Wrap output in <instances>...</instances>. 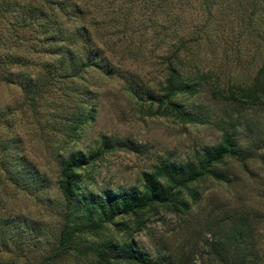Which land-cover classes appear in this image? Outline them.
I'll use <instances>...</instances> for the list:
<instances>
[{
	"label": "rangeland",
	"instance_id": "obj_1",
	"mask_svg": "<svg viewBox=\"0 0 264 264\" xmlns=\"http://www.w3.org/2000/svg\"><path fill=\"white\" fill-rule=\"evenodd\" d=\"M79 1L89 11L86 22L92 34L101 36L106 28L104 35L112 33L116 53L107 54L122 70V77L87 68L73 83H57L35 109L26 104L17 85L0 82V145L10 147L11 140L17 139L25 157L23 171L29 176L38 173V180L31 177L27 189L21 178L24 172L18 184L0 164V264H37L56 250L64 223L65 202L58 186L63 158L93 152L102 147L104 138L131 142L136 149L117 143L96 160L90 166L91 179H83L81 190L97 195L141 190L144 174L161 161L196 160L206 147L221 142L220 122L236 123L231 128L241 148L250 153L244 162L230 159L222 165L231 182L201 183L203 191L189 214L179 216L162 207L143 214L140 228L135 216H118L107 225L103 238L128 237L139 252L161 260L159 264H228L210 253L206 243L217 227L229 229L243 218L249 228V248L257 254L253 257L264 264V99L258 106L226 103L212 95L215 87L209 84L198 96L184 99L187 108L203 119L191 123L171 113L155 114L157 104L151 107L128 89L132 80L160 93L169 46L196 36L195 30L203 31V39L199 46L192 42L189 53L197 52V58L221 66L220 85L250 81L264 58V0H214L210 14L203 0ZM107 15L113 24L106 21L98 26L97 18ZM97 35H93L96 40ZM98 45L105 48L101 41ZM30 55L38 67L53 59ZM77 84L92 92L86 108L93 109V117L69 138L62 122L64 107L73 110L74 101L82 97L64 94ZM93 241L84 238L77 249L53 264H104L90 249Z\"/></svg>",
	"mask_w": 264,
	"mask_h": 264
},
{
	"label": "trees",
	"instance_id": "obj_2",
	"mask_svg": "<svg viewBox=\"0 0 264 264\" xmlns=\"http://www.w3.org/2000/svg\"><path fill=\"white\" fill-rule=\"evenodd\" d=\"M212 1L203 0V8L208 14L214 5ZM109 19L108 15L107 18H97L96 23L101 27L106 21L113 24L114 20ZM86 21H89V11L79 0H0V82L17 85L26 104L35 109L57 83L71 84L74 79L81 78L87 68L95 67L107 75L122 77V70L113 64L112 56L107 54L116 53L112 33L104 35L106 28L104 33L101 31V36L92 34ZM200 31L192 33L196 36L180 39V42L178 40L177 46V42L169 44L170 50L163 61L160 93L155 94L129 80L131 94L149 102L151 107L157 104L155 114L171 113L191 123L202 122L203 119L187 108L184 99L198 96L203 87L209 84L215 87L212 95L223 102L261 105L264 99V58L250 81L222 86L221 66L205 61L202 57L197 58V52H190V56L192 42H197L199 46L200 39H203ZM93 35L99 38L96 40ZM173 36H177L174 31ZM99 41L105 48L98 45ZM34 53L48 55L54 60H46L38 67L30 57ZM73 92L82 98L74 101L76 107L73 110L70 105L64 107L66 114L62 116V122L69 138L75 137L88 119L93 117V109L86 108L92 98L91 90L77 84L64 95L70 98ZM219 124L222 129L221 142L206 147L196 160L182 163L161 161L151 172L144 174L141 190L106 191L98 195L81 190L83 179H91L90 166L93 167L96 160L111 151L117 143L129 150L136 149L131 142L104 138L102 147L93 152L74 153L63 158L58 186L65 202L64 223L56 250L37 264L56 263L63 255L77 249L87 237L95 240L90 249L104 264L161 263V260H152L139 252L128 237L122 240L103 238L104 230L118 216L127 215L135 216L137 228H140L144 224L143 214L158 211L162 207L169 208L179 216L189 214L203 191L201 183L207 179L231 182L229 172L222 165L230 159L244 162L250 153L239 145L232 130L236 123ZM11 141L10 147L0 145V164L16 183L21 184V180L25 179L24 187L29 189L31 177L38 180V173L32 171L33 175L29 176L27 171H23L25 157L17 139ZM22 172L25 176L20 179ZM217 228L213 231V238L206 243L210 253L218 255L228 264H258L253 257L257 258V254L248 245L249 228L243 218L233 222L229 229ZM160 259L167 260L166 257Z\"/></svg>",
	"mask_w": 264,
	"mask_h": 264
}]
</instances>
